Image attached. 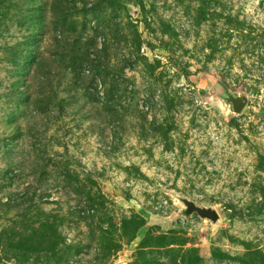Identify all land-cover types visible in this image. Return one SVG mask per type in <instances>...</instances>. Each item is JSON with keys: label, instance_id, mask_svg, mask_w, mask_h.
Masks as SVG:
<instances>
[{"label": "rangeland", "instance_id": "1", "mask_svg": "<svg viewBox=\"0 0 264 264\" xmlns=\"http://www.w3.org/2000/svg\"><path fill=\"white\" fill-rule=\"evenodd\" d=\"M0 264H264V0H0Z\"/></svg>", "mask_w": 264, "mask_h": 264}, {"label": "water", "instance_id": "2", "mask_svg": "<svg viewBox=\"0 0 264 264\" xmlns=\"http://www.w3.org/2000/svg\"><path fill=\"white\" fill-rule=\"evenodd\" d=\"M210 82L214 88L208 95L201 98V103L213 105L228 120L239 117L249 99L242 83L232 89L224 84L220 77H212ZM168 194L179 207V211L172 215L170 222L182 218L189 219L194 215L201 221L210 222L213 227L220 222L219 213L213 206L199 205L194 200L175 191H168Z\"/></svg>", "mask_w": 264, "mask_h": 264}, {"label": "trees", "instance_id": "3", "mask_svg": "<svg viewBox=\"0 0 264 264\" xmlns=\"http://www.w3.org/2000/svg\"><path fill=\"white\" fill-rule=\"evenodd\" d=\"M71 36L72 37L73 36L74 37L80 36L79 38H81L82 35H80V34L79 35H77V34L74 35L73 32H70V34L65 35L61 40L58 41L59 44H64L65 46H69V50H70V51H67L68 53L64 51V55L62 57L60 56L62 62L66 60V57L67 56H70L71 59L73 60L72 62H75L76 61L77 64H78V66H81L83 63H86L88 65H90V64L93 63V65L95 66L94 68H95V72L96 73H98L99 71L101 72L104 68H106L105 65L107 64L108 58H109L108 55H107V52H105V50L107 49V48H105L106 45H105V47L103 48V50L101 52L102 55L98 54L94 59H92V58L89 59V57H88L89 56V53H88V49H87L88 47L85 48V49H79L76 46L77 44L80 43L79 39L72 38ZM104 43H105V41H104ZM101 65L103 66V69L100 68ZM72 66H74V65H72ZM46 76L48 77V74H46ZM81 79H82V77H80L79 75H77L76 76V79L74 80V82L72 84V86L73 87H77L78 84L76 83V81L80 82ZM38 84L40 86H42L43 85V82L41 80H39L38 81ZM16 249H18V250H24L22 244H20L19 246H17Z\"/></svg>", "mask_w": 264, "mask_h": 264}]
</instances>
